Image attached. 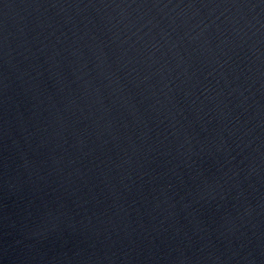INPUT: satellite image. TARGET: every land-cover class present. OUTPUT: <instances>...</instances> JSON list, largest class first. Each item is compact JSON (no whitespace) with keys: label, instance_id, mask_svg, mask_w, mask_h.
<instances>
[{"label":"water","instance_id":"obj_1","mask_svg":"<svg viewBox=\"0 0 264 264\" xmlns=\"http://www.w3.org/2000/svg\"><path fill=\"white\" fill-rule=\"evenodd\" d=\"M0 264H264V0H0Z\"/></svg>","mask_w":264,"mask_h":264}]
</instances>
